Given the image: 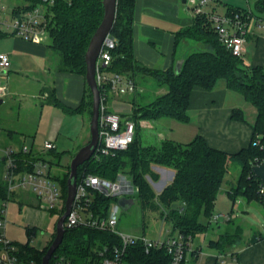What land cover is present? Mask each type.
Returning a JSON list of instances; mask_svg holds the SVG:
<instances>
[{
    "label": "trees",
    "instance_id": "16d2710c",
    "mask_svg": "<svg viewBox=\"0 0 264 264\" xmlns=\"http://www.w3.org/2000/svg\"><path fill=\"white\" fill-rule=\"evenodd\" d=\"M136 0H118L116 19L111 37L117 42L111 50L110 66L104 71L105 82L99 86L103 103L114 95V84L110 75L119 74L133 80L137 90L122 96L131 105L129 114L120 115L122 125L127 120L136 125L135 138L126 150L118 151L110 156H93L78 169V182L86 175L96 176L111 182L119 175L127 176L135 188L132 198L139 200L144 209L162 211L164 221L171 222L173 231L190 241L199 234L207 232L209 225L201 221V216L208 220L214 216L215 203L221 186L229 172V162L241 167L237 185L227 192V196L236 201L237 197L248 203L261 202L262 183L252 173L255 164L264 162V70L262 67H251L245 61L232 54L220 41L213 22L208 13L194 16L193 25L178 31L175 35V47L180 42L191 40L190 47L181 72L177 74L174 66L163 71L148 68L138 62L134 56V18ZM259 11L264 10V0L257 4ZM248 15L243 10L229 8L227 16ZM104 15L101 0H54L46 14V28L49 33V49L59 55L57 69L62 73L86 75L85 54L90 40L100 25ZM9 35L0 31V38ZM179 57V56H178ZM175 59V63L177 58ZM220 80H224L227 88L241 95L256 110V120L252 126V140L248 148L236 154H227L212 148L202 136H196L187 144L172 139H160L158 144L145 145L140 136L143 121L171 119L179 123L190 122L189 107L192 92L196 87L212 91ZM154 85L153 97L144 96L140 90ZM164 90L163 93L159 91ZM52 103L63 108L69 114H85L89 122L92 118V93L85 79L83 100L76 108H70L57 99ZM233 120L246 122L241 109H233ZM259 138L258 142L256 141ZM59 158L55 150L50 151ZM21 163L33 161L29 155L19 158ZM50 162V161H49ZM0 163H3L0 160ZM51 167L53 165L50 162ZM163 167L174 171V178L160 193L154 189L161 175L156 168ZM70 166L63 176L51 173V178L61 185L63 207L61 210H49L59 218L65 212L67 197V181ZM8 187L4 179H0V198L6 200ZM89 211L95 217H104L110 206L118 202L117 197H106L98 191H91ZM37 199V198H36ZM180 203L179 208H172ZM34 204L40 208L37 199ZM230 223V220H229ZM56 229V227H55ZM29 237L36 233L35 227H26ZM243 229L237 226L227 230L210 246L220 252L236 245L242 240ZM55 238V234L53 239ZM49 245L43 250L26 244L21 247L24 257L41 264ZM118 236L104 231H97L83 226L67 229L61 246L55 255H63L76 263H84L97 256L105 247L110 249L120 245ZM170 257L164 249H154L146 253L141 244L128 250L126 264H169ZM185 264V262H183Z\"/></svg>",
    "mask_w": 264,
    "mask_h": 264
},
{
    "label": "crops",
    "instance_id": "0c3cea01",
    "mask_svg": "<svg viewBox=\"0 0 264 264\" xmlns=\"http://www.w3.org/2000/svg\"><path fill=\"white\" fill-rule=\"evenodd\" d=\"M187 1L136 0L133 38L134 56L138 62L148 68L167 71L174 66L176 57L182 55L185 49L188 50L193 46V44L190 45L189 40H185L180 42L177 48L175 47L176 33L194 23V15ZM259 1L209 0L205 10L210 15L218 16L227 15L229 8L251 13L253 23L251 32L247 36L245 55L242 59L247 65L251 67L259 66L264 70V10L259 11L257 6ZM11 37H13L14 42L7 50L11 58V68L2 79L6 88V95L1 100L2 104L8 100L17 101L20 108L26 110L29 107L36 106L37 98H42L47 102V105L62 111V116L60 115L61 118L57 122L59 125H57V128L60 131L70 132V126L73 125L71 116H81L80 122H83L82 125L85 127V124L88 123V117L85 114H69L63 108L52 103L54 99H57L67 107L73 109L78 107L84 97L85 78L82 75L60 72L57 65L51 60L48 42L37 44L24 41L13 35ZM20 74L32 75L38 88L36 86L35 89L31 88L30 91L32 92L29 94L28 90H25L29 88V85L19 77ZM37 91L42 93L41 96L35 95ZM246 103L241 95L227 88L224 80H220L212 91L196 87L192 92L189 107L190 122L187 124L177 123L185 127L178 129L180 139L176 138L174 141L187 144L199 135L212 148L227 154H236L248 148L251 144L252 126L255 123L257 112L254 108L252 111L249 110L248 115L245 110L247 108L245 107ZM108 107L111 111L120 115L128 114L132 109L129 102H126L125 98L116 92L109 100ZM237 108L243 111L246 122L233 120L232 111ZM43 109L42 107L34 119L36 133ZM28 112L30 117L33 113L31 110ZM64 114L70 116V118ZM2 126L8 127L10 124L8 117L0 111V128ZM17 131L14 129L9 130L11 139L14 138V133ZM160 137L161 139L164 138L161 134ZM54 143L57 150L58 145L56 142ZM5 147L13 146L2 145L0 139V148ZM33 150L40 152L41 148L37 149L35 146ZM48 156L54 157L50 153L45 155V157ZM0 160L3 162L2 158ZM173 178L174 174L171 177V182ZM18 193L26 195L25 191ZM39 209H42L41 203ZM28 215L31 217L32 214ZM227 223L229 222L227 221ZM218 229L220 230L221 226H218ZM246 235L243 232L242 240L224 252L210 246V243L217 241L221 234L215 240L210 238L201 240L199 247L193 245L195 240L193 238L189 241L185 264H264V232Z\"/></svg>",
    "mask_w": 264,
    "mask_h": 264
},
{
    "label": "built area",
    "instance_id": "2783aa9c",
    "mask_svg": "<svg viewBox=\"0 0 264 264\" xmlns=\"http://www.w3.org/2000/svg\"><path fill=\"white\" fill-rule=\"evenodd\" d=\"M10 2V7L5 4ZM14 1V2H13ZM190 10L194 16L206 13L209 0H188ZM54 0H0V30L2 28L12 32V35L27 42L47 43L50 41L46 28V14L49 5ZM209 19L219 35L220 41L233 55L243 58L247 36L251 32L253 16L233 15L218 16L208 14ZM117 42L109 35L102 47L97 61V82L100 86L105 82L104 71L110 66L111 50ZM11 68V58L8 53H0V100L6 95V88L2 79ZM114 84L115 92L121 96L132 94L137 90L135 82L129 78L114 74L110 79ZM100 140L93 156L115 155L118 151L126 150L133 143L136 125L127 120L122 125L120 114L105 112V104L101 101ZM56 150L52 141H44L40 152L29 149L27 145L21 147L0 148V158L6 165L4 181L8 187V197L19 191L33 192L44 210H61L63 207L61 187L51 178V164L45 157L50 151ZM33 161L21 163L20 156L29 155ZM98 191L106 197H132L135 188L132 181L124 175H119L114 182L92 176H83L77 184V193L72 210L64 223L65 229L86 227L97 231L110 232L120 239V245L113 248L105 247L97 253L94 259L84 263H76L63 255H55L49 264H126V257L130 247L141 244L146 253L154 249H164L170 257L169 264H183L186 261V252L189 240L185 241L182 235H176L165 240L149 239L145 235H132L117 231L120 206L113 203L108 214L104 217H95L88 207L91 203V191ZM263 192V186L261 188ZM85 213L86 216H82ZM221 217L230 220V215H214L212 221L217 222ZM7 225V203L0 212V264H36L33 260L24 257L21 247L10 241L5 234ZM4 230V233L2 232ZM35 248V247H34ZM36 249V248H35Z\"/></svg>",
    "mask_w": 264,
    "mask_h": 264
},
{
    "label": "rangeland",
    "instance_id": "374dc122",
    "mask_svg": "<svg viewBox=\"0 0 264 264\" xmlns=\"http://www.w3.org/2000/svg\"><path fill=\"white\" fill-rule=\"evenodd\" d=\"M6 5L10 7V2L6 1ZM3 33L8 34V37L0 38V53H7L8 48L14 42L11 37L12 32L2 28L0 30ZM190 45L193 44L189 40ZM50 41H48V45ZM187 49H185L186 51ZM5 51V52H4ZM51 60L55 65L59 64L60 57L57 53L50 51ZM24 79L29 88L25 89L29 94L31 88H38V85L33 81L32 75L20 76ZM42 86V85H41ZM40 86V87H41ZM148 88L140 90L144 96L153 97L154 91L151 87L153 84L148 83ZM42 88V87H41ZM163 93L164 90L159 91ZM41 92L37 91L35 95L41 96ZM128 102V100H126ZM42 98L36 99V106L29 107V109L20 108L18 102L11 100L6 101L0 105V111L2 114L8 117L10 126H2L0 128V139L2 145L21 147L23 144L27 145L29 149H42L44 141L56 142L58 145L55 151L59 158L48 156L46 157L50 162L53 163L51 172L56 176H63L70 166L73 157L76 153L84 146L86 142L90 141V122L85 124L80 122L81 116H71L73 125L70 126V132L64 130L60 131L57 128V122L62 116V111L46 104ZM107 105L105 104V112H108ZM43 109L41 120L38 125V131L36 133L35 128V116ZM245 110L248 113L252 111L254 107L250 103H246ZM109 108V107H108ZM29 110L32 111L33 116L29 117ZM244 110V111H245ZM130 113V112H129ZM128 113V114H129ZM61 115V116H60ZM65 115V114H64ZM249 115V113H248ZM68 118L70 116L65 115ZM70 121V120H69ZM171 119H162L157 121H143L141 123L140 136L143 139L145 145L158 144L161 137L176 140L180 139L178 135V129L185 127L182 124ZM178 125V126H177ZM59 126V125H58ZM181 127V128H180ZM18 130L14 133V138L11 139L9 136V130ZM160 137V138H159ZM191 140V139H190ZM259 138H257L258 142ZM81 146V147H80ZM78 147H80L78 149ZM229 172L225 177V180L221 186L220 193L215 203L214 215H230V223H227L226 218L221 217L217 222L207 219L205 216H201V221L209 228L205 234H199L195 237L193 245L196 247L201 244L200 241L206 238L215 240L219 234L223 235L226 230L234 229L237 226L242 227L244 234H258L264 232V204L261 202L248 203L240 197L236 198V201H232L228 196L227 192L237 185L239 176L241 174V167L235 162H229ZM157 171L161 175L159 182L154 184V189L157 193H160L162 188L166 187L171 182V177L174 174L172 169L159 167ZM6 173L5 163H0V179H4ZM58 187H61L60 183L56 181ZM21 192V191H19ZM26 195L18 192L12 194L9 201L2 200L0 198V212L5 203H7V225L5 234L6 237L17 245L29 244L31 247H35L38 250H43L49 245L55 234L56 223L59 219L58 216L52 215L50 212L44 209H39L34 201L36 196L33 192L25 191ZM18 193V194H17ZM132 198V197H129ZM118 203V202H116ZM180 203H175L172 208H179ZM162 211H151L144 209L139 200H136L134 205L128 210H124L120 207L119 222L117 225L118 232H124L132 235L145 234L149 239L165 240L171 236H176L177 233L173 231V225L171 222L164 221L161 216ZM28 214H32L31 217ZM27 215V216H26ZM82 216H86L85 213ZM229 222V220H228ZM221 226V229H218ZM26 227H35L36 233L29 237L26 233ZM128 230V231H126ZM4 233V230H2ZM131 232V233H129ZM247 236V235H246ZM245 236V237H246ZM206 245V244H205ZM204 245V246H205Z\"/></svg>",
    "mask_w": 264,
    "mask_h": 264
},
{
    "label": "water",
    "instance_id": "95a60500",
    "mask_svg": "<svg viewBox=\"0 0 264 264\" xmlns=\"http://www.w3.org/2000/svg\"><path fill=\"white\" fill-rule=\"evenodd\" d=\"M104 9L103 19L93 34L90 43L88 45L85 54L86 63V83L90 88L92 93V118L90 121V141L84 145L73 157L70 164V176L67 181V197L65 200V212L58 219L55 229V238L53 239L51 245L49 246L46 254L43 256L41 264H49L51 258L54 256L57 249L61 246L64 235L66 232L64 223L66 218L70 214L73 203L77 193L78 184V169L80 166L88 162L95 154L100 140V115H101V93L97 82V61L100 56L103 44L106 38L111 35L113 29L116 13H117V2L118 0H101ZM190 50H186L182 55H180L175 63V72L179 74L181 72L183 63ZM0 104L2 101L0 100ZM252 173L257 177L263 186V196H264V162L260 164H255L252 167ZM135 203L134 198L122 197L119 199L118 204L124 210H128Z\"/></svg>",
    "mask_w": 264,
    "mask_h": 264
}]
</instances>
